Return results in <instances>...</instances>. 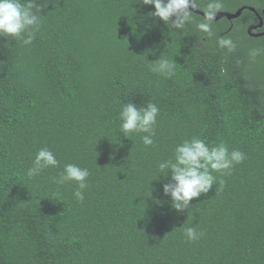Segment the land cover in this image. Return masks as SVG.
<instances>
[{
    "label": "trees",
    "instance_id": "16d2710c",
    "mask_svg": "<svg viewBox=\"0 0 264 264\" xmlns=\"http://www.w3.org/2000/svg\"><path fill=\"white\" fill-rule=\"evenodd\" d=\"M209 2L263 16L264 0L196 8ZM154 10L47 0L31 45L0 37V264H264V35L247 31L258 14L212 20L209 37L202 14L173 28ZM229 37L234 51L218 45ZM160 55L176 62L171 77L151 70ZM128 102L158 106L153 145L121 132ZM194 137L246 158L177 212L158 164ZM41 148L59 167L29 177ZM66 163L90 171L83 201L76 182L52 179ZM187 227L202 236L188 241Z\"/></svg>",
    "mask_w": 264,
    "mask_h": 264
},
{
    "label": "clouds",
    "instance_id": "9594fccd",
    "mask_svg": "<svg viewBox=\"0 0 264 264\" xmlns=\"http://www.w3.org/2000/svg\"><path fill=\"white\" fill-rule=\"evenodd\" d=\"M144 5H153V17L159 18L165 24L171 23L173 28H183L192 20L191 9L196 7V0H139ZM47 6V0L36 4L35 0L27 5L20 0H0V37L19 39L24 45H31L35 39V30L40 24L41 9ZM221 5L209 2L204 12V21L197 25L199 31L213 36L211 21L215 18ZM39 13V15H38ZM218 45L229 51L236 49L235 42L229 38H219ZM258 50L250 52L251 57L258 55ZM157 63L151 66L153 72L171 77L175 73V61L159 56ZM159 108L153 102L138 107L134 102L124 103L119 113L121 121L120 130L124 136L130 133H145L141 137L145 146L153 145L155 125ZM130 138V137H129ZM246 158L245 153L238 149L229 151L224 143L210 146L205 140L192 138L184 140L174 149L172 159L164 160L158 164L159 176L166 178L162 184L165 196L171 198V206L177 212L187 209L193 198L206 194L216 183L213 172L221 175H230L236 164L242 163ZM60 162L49 148H41L28 169L29 177L39 176L47 168L59 167ZM88 168H82L74 163H66L58 177H53L56 184L76 182L74 196L79 200L84 199V190L88 187ZM223 184V181H220ZM184 234L188 241H196L202 233L194 227H187Z\"/></svg>",
    "mask_w": 264,
    "mask_h": 264
},
{
    "label": "water",
    "instance_id": "95a60500",
    "mask_svg": "<svg viewBox=\"0 0 264 264\" xmlns=\"http://www.w3.org/2000/svg\"><path fill=\"white\" fill-rule=\"evenodd\" d=\"M245 7H248L250 10L256 12L258 14V23L257 24H252L250 26H248L247 31L250 35L252 36H260V35H264V28L262 31L260 32H254V29L257 28H261L264 27V9L262 10V14L263 16H261L256 9L253 6H241L240 8H238L236 11L234 12H229V11H218L215 18L213 20H218L222 17H226L228 19H233V18H237L241 15L242 11L245 9ZM191 11L198 13V14H202L204 16V12L202 10L197 9L196 7L192 8Z\"/></svg>",
    "mask_w": 264,
    "mask_h": 264
},
{
    "label": "flooded vegetation",
    "instance_id": "af4514ba",
    "mask_svg": "<svg viewBox=\"0 0 264 264\" xmlns=\"http://www.w3.org/2000/svg\"><path fill=\"white\" fill-rule=\"evenodd\" d=\"M259 20V19H258ZM257 24V23H256ZM250 26V25H249ZM264 27H261L260 29H263ZM258 29V28H257ZM256 30V29H255ZM261 31V30H260ZM255 32H259V30H256Z\"/></svg>",
    "mask_w": 264,
    "mask_h": 264
}]
</instances>
